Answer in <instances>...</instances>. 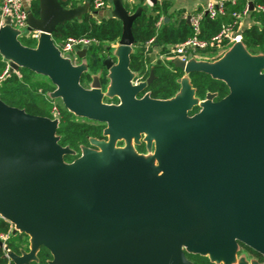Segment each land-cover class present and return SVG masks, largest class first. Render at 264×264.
<instances>
[{
    "label": "water",
    "instance_id": "water-1",
    "mask_svg": "<svg viewBox=\"0 0 264 264\" xmlns=\"http://www.w3.org/2000/svg\"><path fill=\"white\" fill-rule=\"evenodd\" d=\"M37 1L38 13H28L25 30L9 19L0 28L9 72L25 68L48 78L55 86L48 96L75 116L104 123L106 137L147 134L158 165L110 146L66 163L70 151L58 144L56 117L33 116L0 99V218L13 225L11 233H24L29 245L20 255L4 246L12 264H29L40 246L52 255L48 264H193L185 253L233 264L240 245L263 257L254 264H264V53L236 42L216 65L192 54L172 59L183 72L177 93L168 100L148 93L137 99L154 73L143 81L129 68L132 26L150 7L130 12L123 0H112L102 17L120 21L122 31L116 47L106 49L107 84L102 87L100 70L84 88L87 49L74 52V63L71 54L61 56L52 35L88 14L89 3ZM28 30L40 32L34 47L19 40ZM191 72L223 81L228 94L217 102L213 94L200 100ZM104 94L119 104L102 103ZM194 107L199 111L189 116Z\"/></svg>",
    "mask_w": 264,
    "mask_h": 264
},
{
    "label": "trees",
    "instance_id": "trees-1",
    "mask_svg": "<svg viewBox=\"0 0 264 264\" xmlns=\"http://www.w3.org/2000/svg\"><path fill=\"white\" fill-rule=\"evenodd\" d=\"M251 2L253 3V9L248 14L256 19V22L244 29L241 35L242 42L247 51L252 54H258L264 52V13L256 10V7L258 5L264 6V0H252ZM144 4L145 0H135L132 11L138 7H143ZM62 5L64 7H75L74 4H69V0L63 1ZM165 8V4L159 5L155 3L148 11L143 12L134 21L132 26V34L136 43L133 46V52L130 54L129 68L131 71L137 73L136 78L144 81L148 78L150 70H153L154 79L139 94L148 93L150 98L155 100H168L179 90L177 79L183 75V72L175 68L170 60L166 59L170 56L168 46L177 45L192 35L191 27L185 21H180L176 25L160 22L161 14L165 11ZM236 10V4H227L226 15L215 19L203 16L200 22L199 37L201 39H210L216 35L221 30L223 24L230 22V13ZM31 12L37 15V0L33 4ZM92 14H94V11L83 15L80 19L59 25L56 33L52 35L53 38L59 39L60 43H64L68 38L83 37L97 42L90 45L86 51L88 71L81 75L80 82L87 87L91 80V74L100 70H102V79L106 83L103 60L108 56V51L105 49L104 43L118 40L122 31L121 22L117 19L113 17H100L97 19ZM151 39H153L152 46L147 48L146 43ZM226 45L224 42L221 46L224 47ZM153 47L159 48V53L155 56V60L150 62ZM217 51V48H209L198 53L201 57L205 58L215 54ZM160 55L164 56L165 59H159L158 56ZM6 66L7 62L3 60L0 54V73ZM20 69L26 70L29 74L33 73L25 68ZM20 69L16 72H9L0 82V99L5 104L22 109L27 114L33 116L47 117L49 119L56 117L58 119V126L55 134L58 138V144L70 151L69 154L64 155V162L72 163L80 157L82 149L92 146V141L106 138L104 135L105 124L75 116L64 105L61 108L54 103V100L59 98L51 99L48 96V93L55 89V86L48 78L45 77L47 79L46 84L37 85L32 88L28 83V77L23 75ZM189 79L195 96L200 100L206 98L208 94H213L216 100H221L229 92L223 81L214 79L203 72H191ZM59 100L61 101V99ZM53 107H56L58 110L57 116L52 114ZM198 110L199 107H194L189 111V115L195 114ZM143 146V144H139L137 149L142 152ZM7 228L8 223L0 219V229L5 231ZM13 239H18V242H11ZM24 240L25 244H23ZM8 245L17 255H20L22 252L28 251V237L24 233H11ZM244 248L259 261H263L261 255L246 247ZM185 256L193 264H212L207 258L197 254L185 253ZM51 260V253L44 246H40L36 259L29 262V264H48ZM5 263L6 259L1 257L0 251V264Z\"/></svg>",
    "mask_w": 264,
    "mask_h": 264
},
{
    "label": "built area",
    "instance_id": "built-area-1",
    "mask_svg": "<svg viewBox=\"0 0 264 264\" xmlns=\"http://www.w3.org/2000/svg\"><path fill=\"white\" fill-rule=\"evenodd\" d=\"M129 3H134L135 0H127ZM238 0H220L217 2L209 1L204 11L200 14L190 17L189 25L192 30V35L188 37L183 42L175 45L170 50V56L167 57L169 60L178 58L182 61L187 59L189 54H192L195 58L201 59L198 55L199 51H204L209 48H221L222 44L225 42L227 45H232L236 42H242V35L239 31V23L243 16L249 13L248 4L245 5L244 9L241 12L233 11L230 13V22L225 23L221 26V30L210 39H201L200 35V22L203 16H208L211 19H215L220 16L226 15V6L227 4L235 5ZM80 5V4H79ZM149 7L153 5L149 0H145V4ZM108 9V4L106 0H92L91 5L89 4V12H99ZM256 10L264 13V6L258 5ZM31 12V6L29 0H0V28L6 25L7 19L10 20L12 27L18 29L27 28V17L28 13ZM94 15V14H92ZM40 32L37 30H28L22 36L27 39L37 40L39 38ZM117 41V40H116ZM153 42V39L149 40L146 43L148 48ZM97 43L93 39L89 38H68L64 43H59L57 47L64 54H74L75 51L81 49H87L90 45ZM9 66L7 65L5 69L0 73V82L7 76L9 73ZM52 114L54 116L58 115V110L56 107L52 108ZM1 220L8 223V228L5 231L0 230V251L1 257L6 259L5 264H12L10 258L7 256V252L4 249V246L8 245V239L13 229V225L6 221L5 219L0 218ZM10 248V247H9Z\"/></svg>",
    "mask_w": 264,
    "mask_h": 264
},
{
    "label": "rangeland",
    "instance_id": "rangeland-1",
    "mask_svg": "<svg viewBox=\"0 0 264 264\" xmlns=\"http://www.w3.org/2000/svg\"><path fill=\"white\" fill-rule=\"evenodd\" d=\"M79 1L78 0H69V4H74L79 5ZM126 8H129V6L126 4V2L124 3ZM20 42L25 45V46H34L35 44V40L32 39H27L24 36H21L19 38ZM55 44H59L60 40L53 38ZM231 45H226L224 47H221L218 49V51L215 54L209 55L208 57L202 58L206 60V64L207 65H216L218 62L220 63V61L222 59L225 58V56H227V52L229 51ZM264 53V52H263ZM262 54V53H259ZM199 55V53H198ZM74 57V56H73ZM20 72L25 75L26 77H28L29 81V85L34 88L37 85H44L47 82V79L43 76L40 75H36V74H29L26 72V70L24 69H20ZM104 81L102 82V87L105 86ZM50 87V86H49ZM111 94H104V96H102V103L104 104H108V105H115L114 103V98L113 99H108L107 97H109ZM146 97V96H145ZM116 98V97H115ZM206 100V99H204ZM202 100V101H204ZM196 104L200 105L202 101H198L196 100ZM54 103H56L57 105H59L61 108H63V104L59 99H55ZM139 144H143V151L140 152L137 149V146ZM105 146H110L116 150H120V151H124L126 152L130 159L133 160H140L146 163H150L153 165H158V161L157 158L155 156V141L152 139H149L147 134H138L136 136H133L129 139H125V138H115L112 139L110 135H107L106 140L105 141H93L92 142V148H86L87 150L85 151H81V153H85L87 151H91V152H98L101 153L104 151V147ZM1 230V229H0ZM11 242L17 243L18 239H13L11 240ZM23 244H25V240L23 241ZM240 255H243V260L241 262V258ZM255 262H258V259L253 256L249 251H247L243 246H239L238 248V252L236 253V259L234 260L233 264H254Z\"/></svg>",
    "mask_w": 264,
    "mask_h": 264
},
{
    "label": "crops",
    "instance_id": "crops-1",
    "mask_svg": "<svg viewBox=\"0 0 264 264\" xmlns=\"http://www.w3.org/2000/svg\"><path fill=\"white\" fill-rule=\"evenodd\" d=\"M29 1H30L31 9H32L33 4L35 3L36 0H29ZM78 1L80 2L79 3L80 5L84 4V3H89L91 5V2H92V0H78ZM106 1L108 4V9L109 8L111 9V7H112L111 1L112 0H106ZM209 1L217 2L220 0H157V3L159 5H161V4L166 5L165 11L161 14L160 22L170 23L172 25H176L180 21L186 22L187 17H192L194 15L202 13L204 11L206 4ZM251 1L252 0H238L237 4H236V6H237L236 11L241 12L244 9L245 5ZM123 2L124 3L126 2V4L129 6V8H127V9L131 12L132 7L135 4V1H134V3H129L127 0H123ZM98 13H99V15H94L97 19L102 17L103 11H99ZM164 19H167V21H165ZM255 22H256V19H254L251 15L247 14V15L243 16L240 20V23H239V31L242 32L244 29L248 28L249 26H251ZM117 41L105 42L104 43L105 49L116 47ZM53 42H54V40H53ZM54 45L57 47L55 42H54ZM151 46H152V44L149 47H151ZM174 46L175 45H173V46L170 45V46H168V48L171 50ZM31 47H34V46H31ZM60 52H61V50H60ZM158 53H159V48L153 47L152 48V54L158 55ZM61 56L63 57V56H65V54L63 55V53L61 52ZM158 57L161 60L165 59V57L161 56V55ZM166 59H168V58H166ZM72 60L74 63H77V60H79V59H77V57L74 54H72Z\"/></svg>",
    "mask_w": 264,
    "mask_h": 264
},
{
    "label": "flooded vegetation",
    "instance_id": "flooded-vegetation-1",
    "mask_svg": "<svg viewBox=\"0 0 264 264\" xmlns=\"http://www.w3.org/2000/svg\"><path fill=\"white\" fill-rule=\"evenodd\" d=\"M79 62V60H77V63ZM141 80V79H140ZM144 81V80H143ZM81 83V82H80ZM82 85V84H81ZM84 88H87V86H84V85H82ZM147 93H143L142 95H140V94H137L136 95V98L137 99H142L145 95H146ZM150 97V96H149ZM205 99V98H204ZM203 99V100H204ZM213 101L214 102H217V101H219V100H216V98H214L213 97ZM112 103H114L115 105H118L119 104V100L117 99V98H114V102H112ZM199 111V110H198ZM197 113V112H196ZM188 115H189V112H188ZM194 115V114H193ZM189 116H192V115H189ZM104 124V123H103ZM106 140V138L105 139H103V140H95V141H105ZM89 148H92V146H90Z\"/></svg>",
    "mask_w": 264,
    "mask_h": 264
},
{
    "label": "bare ground",
    "instance_id": "bare-ground-1",
    "mask_svg": "<svg viewBox=\"0 0 264 264\" xmlns=\"http://www.w3.org/2000/svg\"><path fill=\"white\" fill-rule=\"evenodd\" d=\"M157 167V166H156ZM163 174H159V176H162Z\"/></svg>",
    "mask_w": 264,
    "mask_h": 264
}]
</instances>
